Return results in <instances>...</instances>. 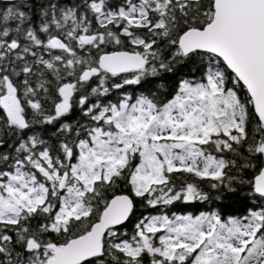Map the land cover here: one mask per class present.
Segmentation results:
<instances>
[{
  "label": "snow or ice",
  "instance_id": "1",
  "mask_svg": "<svg viewBox=\"0 0 264 264\" xmlns=\"http://www.w3.org/2000/svg\"><path fill=\"white\" fill-rule=\"evenodd\" d=\"M0 264H264V0H0Z\"/></svg>",
  "mask_w": 264,
  "mask_h": 264
}]
</instances>
